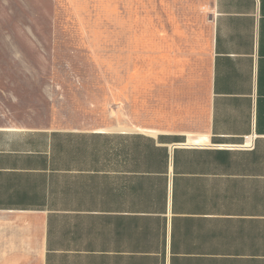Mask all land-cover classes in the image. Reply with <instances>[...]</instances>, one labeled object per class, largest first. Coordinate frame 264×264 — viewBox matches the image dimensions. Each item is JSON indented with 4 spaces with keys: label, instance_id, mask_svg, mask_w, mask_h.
<instances>
[{
    "label": "crops",
    "instance_id": "0c3cea01",
    "mask_svg": "<svg viewBox=\"0 0 264 264\" xmlns=\"http://www.w3.org/2000/svg\"><path fill=\"white\" fill-rule=\"evenodd\" d=\"M210 7L185 127L0 124V264H264V0Z\"/></svg>",
    "mask_w": 264,
    "mask_h": 264
},
{
    "label": "rangeland",
    "instance_id": "374dc122",
    "mask_svg": "<svg viewBox=\"0 0 264 264\" xmlns=\"http://www.w3.org/2000/svg\"><path fill=\"white\" fill-rule=\"evenodd\" d=\"M211 0H0V124L185 127L207 111Z\"/></svg>",
    "mask_w": 264,
    "mask_h": 264
},
{
    "label": "built area",
    "instance_id": "2783aa9c",
    "mask_svg": "<svg viewBox=\"0 0 264 264\" xmlns=\"http://www.w3.org/2000/svg\"><path fill=\"white\" fill-rule=\"evenodd\" d=\"M240 148H245V149H248V148H252L253 146H251V144H243L241 146H239Z\"/></svg>",
    "mask_w": 264,
    "mask_h": 264
}]
</instances>
